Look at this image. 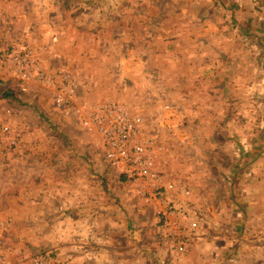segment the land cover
<instances>
[{
	"label": "rangeland",
	"instance_id": "374dc122",
	"mask_svg": "<svg viewBox=\"0 0 264 264\" xmlns=\"http://www.w3.org/2000/svg\"><path fill=\"white\" fill-rule=\"evenodd\" d=\"M107 104L156 184L84 128ZM0 127V264H264V0H0Z\"/></svg>",
	"mask_w": 264,
	"mask_h": 264
},
{
	"label": "built area",
	"instance_id": "2783aa9c",
	"mask_svg": "<svg viewBox=\"0 0 264 264\" xmlns=\"http://www.w3.org/2000/svg\"><path fill=\"white\" fill-rule=\"evenodd\" d=\"M69 82H71L68 79ZM69 92H73L69 87ZM70 97L59 95L57 104L69 100ZM84 128L88 132H97L102 141L103 157L107 165L121 172V174L135 182L147 181L156 184L158 173L154 166L148 146L140 137L142 125L140 118L132 117L121 106L115 104L100 105L91 115L83 120ZM6 127H0V133L5 135ZM14 141H10V146ZM0 143V154L3 152ZM171 188V185L169 186ZM264 233V220L259 229ZM183 250V245L178 246Z\"/></svg>",
	"mask_w": 264,
	"mask_h": 264
},
{
	"label": "trees",
	"instance_id": "16d2710c",
	"mask_svg": "<svg viewBox=\"0 0 264 264\" xmlns=\"http://www.w3.org/2000/svg\"><path fill=\"white\" fill-rule=\"evenodd\" d=\"M2 97H6L9 101L17 104V105H21L23 104L21 101V98L18 94H14L12 91L6 90L2 92Z\"/></svg>",
	"mask_w": 264,
	"mask_h": 264
},
{
	"label": "crops",
	"instance_id": "0c3cea01",
	"mask_svg": "<svg viewBox=\"0 0 264 264\" xmlns=\"http://www.w3.org/2000/svg\"><path fill=\"white\" fill-rule=\"evenodd\" d=\"M235 247H236V245H235ZM235 247H234L232 250L230 249V250H231V253H233V250L235 249ZM219 254H220V253H218V255H219ZM219 256H220V255H219ZM219 256H218V258H217V259H218V261H217L218 264H221V263H222V264H236V263H234L235 260L233 261L231 258L229 259V261H227V262L225 261V262H224V260H225L224 257H226V256L222 255V256L220 257V259H219ZM217 259H216V260H217ZM232 261H233V263H232Z\"/></svg>",
	"mask_w": 264,
	"mask_h": 264
}]
</instances>
